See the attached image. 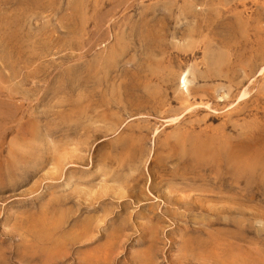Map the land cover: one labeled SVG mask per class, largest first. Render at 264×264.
<instances>
[{
    "label": "rangeland",
    "instance_id": "374dc122",
    "mask_svg": "<svg viewBox=\"0 0 264 264\" xmlns=\"http://www.w3.org/2000/svg\"><path fill=\"white\" fill-rule=\"evenodd\" d=\"M0 264H264V0H0Z\"/></svg>",
    "mask_w": 264,
    "mask_h": 264
},
{
    "label": "bare ground",
    "instance_id": "6f19581e",
    "mask_svg": "<svg viewBox=\"0 0 264 264\" xmlns=\"http://www.w3.org/2000/svg\"><path fill=\"white\" fill-rule=\"evenodd\" d=\"M187 81H183V83L186 85L187 83H186ZM248 93V92H247ZM247 94H246V92H244L242 95H241V97H245Z\"/></svg>",
    "mask_w": 264,
    "mask_h": 264
}]
</instances>
